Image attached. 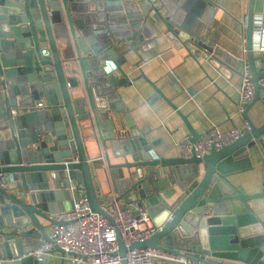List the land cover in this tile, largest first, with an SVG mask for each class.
I'll return each mask as SVG.
<instances>
[{"label":"water","instance_id":"water-1","mask_svg":"<svg viewBox=\"0 0 264 264\" xmlns=\"http://www.w3.org/2000/svg\"><path fill=\"white\" fill-rule=\"evenodd\" d=\"M216 1L0 0V173L6 185L0 186V264H39L22 256L49 240V224L63 225L49 216L70 210V180L83 187L91 211L112 222L92 183L91 170L99 165L83 148L78 124L86 121L118 200L143 205L156 229L129 250L151 248L198 264H264V221L248 206L264 192L242 195L226 179L255 141L263 145L264 123L253 126L246 107L250 131L238 140L202 159H164L128 117L125 133L116 115L123 110L115 104L117 88L129 82L121 68L125 54L156 42L149 18L169 41H191L223 63L213 35L208 43L200 39L212 25ZM248 4L245 55L253 104L264 88L252 52L254 0ZM77 90L81 94L73 95ZM183 121L196 141L200 135ZM106 141L119 162H110ZM73 152L78 163L65 165ZM116 235L115 255L126 264L127 249Z\"/></svg>","mask_w":264,"mask_h":264},{"label":"crops","instance_id":"crops-1","mask_svg":"<svg viewBox=\"0 0 264 264\" xmlns=\"http://www.w3.org/2000/svg\"><path fill=\"white\" fill-rule=\"evenodd\" d=\"M214 8L212 25L205 26L200 39L208 43L213 35L223 63L213 60L191 41L185 44L169 41L164 28L160 30L158 24L149 18L146 24L155 30L156 42L144 49L136 47V55L133 52L125 54L126 62L121 66L129 82L117 88L116 92L118 99L115 104L123 107L116 114L120 127L125 133L129 131L128 117L134 128L164 159L180 157L177 143L186 142L187 136L191 138L183 120L198 135L211 126L218 127L222 133L235 128L243 129L246 121L237 109V90L241 82L243 59L248 64L243 51L246 44H243L245 31L241 22L248 13V0H217ZM252 21L254 28L264 27V0H254ZM253 56L256 58L255 69L259 71V56L256 53ZM114 75L119 78L117 72ZM80 94V90L73 92L76 96ZM263 96L264 91L260 90V100L247 108V117L256 128L264 123ZM78 126L87 160L96 161L99 165V168L91 170V179L97 200L101 207H105L112 194L118 195L113 192L107 166L98 160L103 152L95 130L89 121L81 122ZM262 143L255 141V146L248 149L246 159L234 161L229 166L226 179L242 195L262 192L264 139ZM105 144L110 162H119L113 158L109 143L106 141ZM129 201L134 199L130 198ZM127 202L121 198V207L127 206ZM248 206L263 222L264 198L252 200ZM53 260L52 256H46L42 264H52ZM154 264L177 263L159 259Z\"/></svg>","mask_w":264,"mask_h":264},{"label":"built area","instance_id":"built-area-1","mask_svg":"<svg viewBox=\"0 0 264 264\" xmlns=\"http://www.w3.org/2000/svg\"><path fill=\"white\" fill-rule=\"evenodd\" d=\"M241 22L245 31L248 23L247 15L243 16ZM251 39L252 52L261 57L259 68L261 76L257 84L264 88V27L254 28ZM243 44H246L244 38ZM243 51L246 52L245 48ZM244 60L240 73L241 82L237 90V109L242 115L255 98L252 74ZM261 101L264 105V96ZM43 105V103H37L35 107L41 108ZM12 115H15V111H12ZM249 131L250 127L246 121L243 129L235 128L226 133H222L216 126H211L196 141L191 142V138L187 136L186 142L177 143L176 146L183 159H191L193 156L202 159L211 151H219L230 145ZM69 163H78L76 152L72 153L65 165ZM69 183L72 201L70 210L49 216L52 221L63 223V225L49 224V231H47L49 240H42L39 248L24 254L22 258L31 257L39 264L44 262L46 256L56 259L52 264H120V258L115 255L118 250L117 231L127 249L126 264H154V261L159 259L177 264H198L151 248L129 250L131 244L144 242L156 233L146 208L134 201H128L127 206L122 208L119 197L112 194L109 204L101 207L111 217V222L108 217L91 211L84 189H81L82 186H75L71 180ZM0 186L6 187L2 173H0ZM262 192H264V181ZM55 247L62 253L55 251Z\"/></svg>","mask_w":264,"mask_h":264},{"label":"rangeland","instance_id":"rangeland-1","mask_svg":"<svg viewBox=\"0 0 264 264\" xmlns=\"http://www.w3.org/2000/svg\"><path fill=\"white\" fill-rule=\"evenodd\" d=\"M55 260H56V259H55ZM55 260H54V261H55ZM54 261H52V262H54ZM49 262H50V261H49Z\"/></svg>","mask_w":264,"mask_h":264}]
</instances>
